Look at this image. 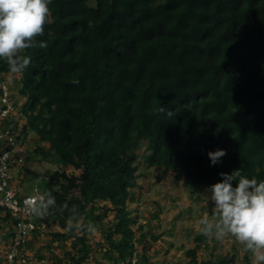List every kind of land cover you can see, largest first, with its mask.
<instances>
[{
    "label": "trees",
    "instance_id": "16d2710c",
    "mask_svg": "<svg viewBox=\"0 0 264 264\" xmlns=\"http://www.w3.org/2000/svg\"><path fill=\"white\" fill-rule=\"evenodd\" d=\"M49 7L51 23L38 37L48 46L27 51L31 63L13 95L23 98L22 132H35V150L62 164L45 192L58 206L76 207L83 225L102 226L105 260L95 264H151L136 256L137 219L128 208L143 144L146 166L173 172L192 194L221 172L264 180V0H52ZM10 74L0 61V83ZM217 149L227 154L213 165L208 152ZM69 215L54 209L39 222L55 241L72 239L70 264H85L88 231L69 230ZM197 247L187 250L191 259Z\"/></svg>",
    "mask_w": 264,
    "mask_h": 264
},
{
    "label": "rangeland",
    "instance_id": "374dc122",
    "mask_svg": "<svg viewBox=\"0 0 264 264\" xmlns=\"http://www.w3.org/2000/svg\"><path fill=\"white\" fill-rule=\"evenodd\" d=\"M5 79L12 92L17 94L21 86L20 76L10 74L5 76ZM22 104L23 98H20L16 104V119L19 123L23 122L18 113ZM36 143V133L30 132L27 138L26 161L22 168L14 172V184L24 194L35 193V188L38 192H45L48 177L62 165L53 156L44 159L35 150ZM42 145L48 147L47 143ZM144 149L145 144L138 153L142 162L139 165L138 173L141 174L139 173L138 184L133 189L135 200L128 203L130 213L137 219L136 256L145 255L151 264H188L193 259L197 263L201 259L213 260L217 256L234 254L236 257L231 264H248L244 260L246 252L243 246L231 237L220 241L208 238L201 243L195 241L196 235L199 234V219L205 214L209 217L213 215L211 210L213 212L214 204L205 196L206 189L200 194H192L183 188L181 181L175 179L173 172L164 171L160 167L148 168L142 159ZM102 229L100 225L97 232H88L89 241L82 246L88 251L85 264H95L96 260H105L107 245L106 240L101 236ZM8 230V225L0 222L1 258L6 246L3 235ZM34 237L36 239L30 254L32 253L37 264L42 258L47 259L48 264H70L67 255L70 252L71 238L55 241L49 229L44 228L42 223ZM196 245L197 258L191 259L186 252ZM106 263L110 264V261Z\"/></svg>",
    "mask_w": 264,
    "mask_h": 264
},
{
    "label": "clouds",
    "instance_id": "9594fccd",
    "mask_svg": "<svg viewBox=\"0 0 264 264\" xmlns=\"http://www.w3.org/2000/svg\"><path fill=\"white\" fill-rule=\"evenodd\" d=\"M51 3L52 0H0V61L6 63L13 76L22 75L30 66L29 49L47 48V42L38 37L45 35L51 23ZM226 154L225 149L208 152L213 165ZM220 176V181L207 186L205 196L214 204L213 215L205 214L199 219V234L218 241L231 237L250 255L251 264H264V180L241 175L238 170L221 172ZM25 205L37 218L52 214L54 209L61 214L68 210L69 230H96L94 225L80 222L76 207L58 206L51 192L29 198Z\"/></svg>",
    "mask_w": 264,
    "mask_h": 264
},
{
    "label": "built area",
    "instance_id": "2783aa9c",
    "mask_svg": "<svg viewBox=\"0 0 264 264\" xmlns=\"http://www.w3.org/2000/svg\"><path fill=\"white\" fill-rule=\"evenodd\" d=\"M0 209L11 214L10 230L6 235L8 244L0 257V264H37L30 254V241L41 223L39 218L31 215L25 201L37 199L46 193L24 194L14 184V172L22 168L27 156V138L21 123L16 119L17 107L14 93L6 81L0 83ZM18 122L15 129L11 121ZM42 258L39 264H47Z\"/></svg>",
    "mask_w": 264,
    "mask_h": 264
},
{
    "label": "crops",
    "instance_id": "0c3cea01",
    "mask_svg": "<svg viewBox=\"0 0 264 264\" xmlns=\"http://www.w3.org/2000/svg\"><path fill=\"white\" fill-rule=\"evenodd\" d=\"M19 169V168H18ZM10 230V229H9ZM9 230H8V232L7 233H5L3 236V240H5V243L6 244H8V241H9V238L6 236V234H8L9 233ZM34 237V236H33ZM30 243V248L34 245L33 243H34V238H32V240L29 242ZM3 248V247H2ZM30 250H32V249H30ZM49 263V262H48ZM47 263V264H48Z\"/></svg>",
    "mask_w": 264,
    "mask_h": 264
}]
</instances>
